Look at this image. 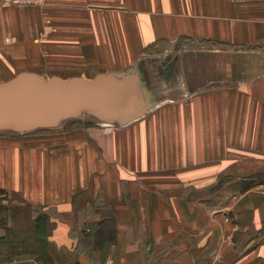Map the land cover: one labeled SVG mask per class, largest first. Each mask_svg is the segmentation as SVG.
Wrapping results in <instances>:
<instances>
[{"label": "crops", "instance_id": "obj_1", "mask_svg": "<svg viewBox=\"0 0 264 264\" xmlns=\"http://www.w3.org/2000/svg\"><path fill=\"white\" fill-rule=\"evenodd\" d=\"M149 46L181 52L173 85L147 78ZM0 51H52L84 78L142 71L159 103L0 145L5 202L45 214L48 252L0 264H264V0L0 6Z\"/></svg>", "mask_w": 264, "mask_h": 264}, {"label": "water", "instance_id": "obj_2", "mask_svg": "<svg viewBox=\"0 0 264 264\" xmlns=\"http://www.w3.org/2000/svg\"><path fill=\"white\" fill-rule=\"evenodd\" d=\"M157 102L144 73L106 72L95 77H43L20 72L0 82V129L27 132L81 117L128 123ZM145 104L144 108L133 107Z\"/></svg>", "mask_w": 264, "mask_h": 264}, {"label": "rangeland", "instance_id": "obj_3", "mask_svg": "<svg viewBox=\"0 0 264 264\" xmlns=\"http://www.w3.org/2000/svg\"><path fill=\"white\" fill-rule=\"evenodd\" d=\"M44 0L42 1V3ZM41 3V4H42ZM32 5H39V4H29V5H23V6H17L5 3L4 0H0V6H14V7H25V6H32ZM184 44V45H183ZM151 48V49H149ZM178 49V51H181L185 48V42H179L177 46L174 47V49ZM168 49V48H166ZM146 53L142 57L141 63L143 70L146 73L147 78L151 81V84L153 85V82H156V85H159V80L166 81L167 85H173V83H168L169 78L171 76L170 68L173 67V62H175L174 58H179L181 55V52H178L179 55L171 56L169 53H162L161 51H164V48L158 49L157 47L149 46L147 49H145ZM57 52V51H53ZM26 53H28L30 56L29 58L26 57ZM52 51H0V82L9 80L13 77H15L20 72H33L37 73V71H41V69H46L48 71H51L49 74H55V73H61L62 71H69L68 66H70L71 69H74V71L68 72V76L73 77L77 76L79 74L84 73L86 68H82V62L74 61L72 63H61L60 61L57 62L56 60L51 61L48 56L51 54ZM45 59V61L42 59ZM38 58V59H36ZM173 60V61H172ZM171 61V62H170ZM134 67V64L130 65L129 68L132 69ZM106 66L103 67L99 72H97L95 75L93 74L92 77H95L97 75L106 73ZM19 72V73H18ZM39 74V73H38ZM49 77V76H44ZM51 77V76H50ZM164 82H162L163 84ZM151 85V87H152ZM153 88V87H152ZM166 88V87H165ZM155 92H157L156 89H154ZM158 93V92H157ZM159 104V103H158ZM157 103L150 105L149 108H144L145 104H134L133 107L139 106L140 109L144 108L143 110V116H145L147 113L152 111L157 105ZM140 117V118H141ZM87 119V116L84 114L81 115V117L72 118L69 120H66V123L61 125V123L56 126L61 128H78L81 126L82 121ZM139 119V118H138ZM137 120V119H136ZM134 121V120H133ZM132 122V121H131ZM131 122H104L102 124L108 125L110 127H122L125 126ZM45 128H36L27 132H17L15 130L7 131L6 129H0V145H6L10 141L19 140L24 137H34L32 135L38 136L43 135V133H46V131L42 130ZM30 133V134H27ZM27 134V135H25ZM250 181H247L245 184H248ZM217 186V185H216ZM220 186V184H219ZM218 187V186H217ZM0 214L1 216H5L4 223L5 226L11 227V229H14L15 232L18 233L17 238L21 240V242H18V248L14 250V252H10L8 249L11 245H5L3 240H0V248L2 249L0 252V263L8 262L10 261V256H14V254L20 252H27L28 249L30 250V245L32 246L31 242H28L26 240V233L28 230L33 229V226L36 224V216L43 215L44 213L41 210L34 209L32 207L28 206H7L9 205L5 200H0ZM12 207V211H10ZM37 210V211H36ZM45 215V214H44ZM1 229L2 226H0ZM4 229L0 232V234H4ZM10 233H8L9 236ZM14 247V246H13ZM25 248V249H21ZM12 253V254H11Z\"/></svg>", "mask_w": 264, "mask_h": 264}, {"label": "trees", "instance_id": "obj_4", "mask_svg": "<svg viewBox=\"0 0 264 264\" xmlns=\"http://www.w3.org/2000/svg\"><path fill=\"white\" fill-rule=\"evenodd\" d=\"M84 125H93L94 123H91L89 121L87 122H82ZM44 131H47V129H42ZM30 134V133H27ZM25 134V135H27ZM7 197V193L4 189H0V200H5V198ZM2 203H0L1 205ZM36 224L33 226V229L28 230L26 233V240L28 242L32 243V246L30 245V250L28 249L27 252H22V250H20V252L14 254V256H10V259L19 256L21 254L24 253H36L39 256L41 255H45L47 254V239H46V233H47V229H46V216L40 215L39 217L36 216ZM5 220V216L0 214V226H2V228L4 229L5 233L0 235V240H3V242L5 243V245H11L8 249L10 250V252H14L15 248L17 249L18 247V242L21 240L18 239L17 237L19 236L17 232H15L14 229H11V227H7L5 226L4 223ZM8 233L9 236H8ZM20 237V236H19ZM18 241V242H17ZM14 246V247H13ZM21 249H25V248H21ZM1 248H0V252H1ZM11 253V254H12Z\"/></svg>", "mask_w": 264, "mask_h": 264}, {"label": "built area", "instance_id": "obj_5", "mask_svg": "<svg viewBox=\"0 0 264 264\" xmlns=\"http://www.w3.org/2000/svg\"><path fill=\"white\" fill-rule=\"evenodd\" d=\"M43 0H4L5 3L23 6L29 4H41Z\"/></svg>", "mask_w": 264, "mask_h": 264}]
</instances>
